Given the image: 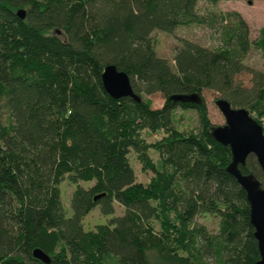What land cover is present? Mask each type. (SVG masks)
<instances>
[{"label":"trees","instance_id":"obj_1","mask_svg":"<svg viewBox=\"0 0 264 264\" xmlns=\"http://www.w3.org/2000/svg\"><path fill=\"white\" fill-rule=\"evenodd\" d=\"M200 1L238 0H0V264H45L33 257L35 249L49 264L259 259L245 192L226 172L230 148L211 136L205 102L169 98L215 91L233 108L248 107L262 125L264 75L255 73L251 91L236 78L252 45L264 59V27L252 43L247 23L234 14L225 46L210 50L183 40L170 65L157 56L151 34L211 26L218 17L196 14ZM106 65L129 76L139 103L104 91ZM154 94L164 98L160 109L147 98ZM178 108L196 110L200 127L179 131ZM142 131L164 135L147 144ZM131 149L143 170L153 172L146 184L136 182ZM240 170L264 187L254 156ZM64 180L76 187L69 215L61 200ZM114 203L122 215L113 217ZM96 207L112 218L85 231L83 220ZM201 215L219 218L215 234L195 223Z\"/></svg>","mask_w":264,"mask_h":264},{"label":"rangeland","instance_id":"obj_2","mask_svg":"<svg viewBox=\"0 0 264 264\" xmlns=\"http://www.w3.org/2000/svg\"><path fill=\"white\" fill-rule=\"evenodd\" d=\"M196 14L208 17L210 14L216 15L217 20L210 25L189 24L176 28L172 33L154 31L151 34V39L155 48V52L159 58L167 60L170 65H174V55L176 48L180 47L181 41L187 40L210 50H216L225 46L230 35L235 29L237 18L234 14L241 17L249 27V39L252 43L259 37L260 30L264 27V0H255L247 2L244 0L238 1H220L216 4H211L205 1L198 2L195 10ZM219 15H225L226 19L221 20ZM243 64L246 70L237 76L236 80L241 83L243 89L252 90L254 86L255 73L264 75V59L259 50L252 45L249 52L243 59ZM204 99L208 118L211 125L222 126L225 124V119L218 107L215 105V100L220 98V94L215 91L204 90L201 93ZM151 101L152 109H160L163 106L164 98L160 94H154L147 97ZM249 111L248 107H245ZM255 119L256 115L251 113ZM176 128L179 131L197 130L200 127L198 112L194 109H176ZM256 120V119H255ZM2 121L8 123V111L2 109ZM261 124L264 131V119H261ZM162 132L150 133L142 131L141 137L147 144L154 143L163 137ZM148 156L152 163L158 165L159 156L153 151H148ZM128 160L131 168L136 176V182L146 184L153 176L151 170H143V164L140 162L137 153L131 149L128 155ZM93 183H80L84 189L92 186ZM76 187L71 185L67 180H64L60 185L61 200L65 211L69 215L70 198ZM114 215L117 217L123 214V208L117 203H114ZM112 217L104 216L100 212V208H94L83 220V229L85 231L95 230L97 225H104L109 222ZM219 218L201 215L195 219L197 225H202L210 234L217 232ZM158 230L159 226L156 224ZM210 261V260H209ZM213 264V262H211Z\"/></svg>","mask_w":264,"mask_h":264},{"label":"water","instance_id":"obj_3","mask_svg":"<svg viewBox=\"0 0 264 264\" xmlns=\"http://www.w3.org/2000/svg\"><path fill=\"white\" fill-rule=\"evenodd\" d=\"M16 15L24 19L25 11L19 10ZM101 83L104 91L115 100L130 98L135 102L141 101L134 92L129 76L117 69L115 65H106L101 73ZM173 102L201 105L204 99L198 93L173 95L169 98ZM215 105L222 113L225 124L210 127L213 139L231 151V162L226 167V172L231 175L245 192L249 209L250 224L254 229V239L257 243L259 259L253 264H264V187L260 180L252 173L243 174L240 166H245L247 158L255 157L264 175V131L245 108H233L223 98H217ZM95 197L94 200H97ZM35 259L45 264L50 263V258L40 249L32 252Z\"/></svg>","mask_w":264,"mask_h":264}]
</instances>
